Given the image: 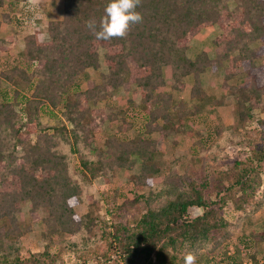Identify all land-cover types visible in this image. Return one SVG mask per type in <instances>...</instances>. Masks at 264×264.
I'll return each instance as SVG.
<instances>
[{"label":"trees","instance_id":"16d2710c","mask_svg":"<svg viewBox=\"0 0 264 264\" xmlns=\"http://www.w3.org/2000/svg\"><path fill=\"white\" fill-rule=\"evenodd\" d=\"M27 1L6 0L0 27L11 20V13L22 12ZM61 1L59 17L45 23L47 38L27 32L24 47L0 72V264H39L37 256L49 260L57 238L79 264L100 259L114 264H184L187 251L197 255V264L235 260L239 246L235 244L234 254L228 255L224 245L231 238V223L223 206L230 200L237 210L246 211L245 206L252 204L253 211L264 201V191L260 199H253L264 165V120L250 135L243 129L252 121V111L262 106L264 94V65L255 62L264 54V0H234L232 8L229 0H141L137 11L142 22L125 38L110 41H97L85 27L89 19L99 21L108 0ZM212 25L220 29L212 40L213 58L205 52L189 58L192 38ZM16 40V35L0 38V53ZM255 43L259 45L254 47ZM100 47L105 50L107 73L96 82L88 69L98 68ZM225 61L222 87L234 103L232 122L217 125V140L209 148L217 151L215 164L203 163L209 174L201 180L156 184L154 176L163 168L157 159L162 151L159 141L190 134L185 124L205 105L220 104L203 88L201 74ZM164 66L170 67L171 90L185 89V77H192L189 94L196 104L175 101L172 91L160 90ZM238 73H243L242 81L229 83ZM130 85L137 87V104L111 103L119 87ZM100 102L103 106H91ZM45 116L52 123H43ZM136 117L143 120L138 128L133 123ZM104 122L114 123L116 132L102 145H94ZM193 144L205 150L202 141ZM231 144H240L249 154L238 151L220 170L223 149ZM137 159L139 172L130 173L127 181L131 203H142L144 212L134 224L123 220L108 224L93 210L96 201L86 187L96 178L110 185L118 169L131 171ZM103 199L107 214L120 209L110 196ZM25 201L30 203V223L40 219L41 208L46 211L41 218L44 250L37 256L22 246V236L31 229L30 223L22 225L18 219ZM82 202L89 210L78 215L74 206ZM191 207L203 211L190 216ZM237 225L243 229L242 223ZM240 240L261 248L264 256V228L250 230Z\"/></svg>","mask_w":264,"mask_h":264},{"label":"rangeland","instance_id":"374dc122","mask_svg":"<svg viewBox=\"0 0 264 264\" xmlns=\"http://www.w3.org/2000/svg\"><path fill=\"white\" fill-rule=\"evenodd\" d=\"M228 5L230 8L234 7L236 3L234 0H229ZM7 2L4 0L3 6L0 7L1 12L6 9ZM62 9L61 0H28L24 9L20 13H11V20L8 23H2L0 27V38H6L11 35H16L17 40L15 45L8 51L0 53V72L4 70L11 62L16 58L17 52L24 47V35L27 32L37 31L40 40L47 38L45 31V23L49 19L57 18L60 15ZM220 33V29L217 25L205 27L200 30L191 40L189 48L187 50V56L194 59L200 52H205L208 57L214 56L213 38ZM259 43H255L253 46L257 47ZM104 48L98 49V68L88 69L91 78L98 82L103 74L107 73V67L104 62ZM256 64L264 65V54H259L255 60ZM227 66V61L216 70L210 67L202 74L201 83L203 88L216 100L220 101V104L212 107L213 105L207 104L204 109L201 110L199 115H195L193 119L185 124V130L190 134H173L161 141L159 145L162 148L160 156L157 159L162 163L163 168L160 173L155 174L154 182L156 184L163 182H177L184 184L187 180H201L202 177L207 176L209 173L203 166L205 161L215 164L213 157L217 154V151L212 152L210 146L214 138V132L217 125L220 123L229 124L232 122V114L230 106L234 103V98L227 94L226 90L222 87V81L224 76V70ZM162 75L164 78V86L160 88L161 91H172L175 101H186L190 106L196 104V100H192L189 94V87L192 84V77L187 76L184 79L186 88L178 91L171 90L170 88V67L164 66L162 68ZM243 73H238L234 76L229 83L237 84L242 81ZM7 85L3 82V86ZM139 102V94L135 85H130L129 89L119 87L113 94L111 103L118 105H126L127 103L137 104ZM91 106L101 107L103 103L100 102L97 105L91 103ZM252 121L246 123L243 128L247 135L256 131L259 127V120H264V94L262 95V106L252 111ZM220 119V120H219ZM43 123H52L48 117L42 118ZM135 128H138L143 120L140 117L134 118ZM116 132L114 123L104 122L102 124L101 132L96 136L94 145H102L106 137L113 135ZM130 136L134 135V131L128 133ZM153 137L158 139V134H154ZM202 141L205 150L201 152L200 148L194 146L195 141ZM246 150L249 154V150L243 148L240 144H231L223 149L221 154L220 170L226 169L227 165L232 162L238 151ZM226 155V157H223ZM220 156V155H219ZM72 167L78 172V164L75 158L71 159ZM140 168V161L137 159L136 163L131 171H125L124 169H118L113 177V182L110 185L105 184L102 178H96L88 183L86 192L91 195L96 201V205L93 210L96 214L103 215L108 224H111L115 220H123L129 224H134L141 214L144 212V205L140 202L131 203L133 195L129 194L130 184L127 181V177L130 173H138ZM260 186L253 199L257 200L263 196L264 191V165L260 170ZM215 181V179H214ZM105 195L110 196L116 204L120 205V209L112 211V214H107L106 209L108 203L104 201ZM214 198V195L212 196ZM250 206V207H249ZM252 204L245 206L246 211L237 210L234 207L232 201L227 200L223 206V213L231 223L229 233L231 238L227 239L224 245L229 249L231 246L235 251L236 245L239 246L238 252L234 255L237 256V264H243L244 260L251 257L253 264H256L259 258L264 257L261 248L255 249L248 247L245 243L241 242L240 237L244 233L250 230L255 232L261 231L264 228V201L262 205L257 209L251 210ZM29 202H23L21 204L20 211L18 212V219L22 225L30 223L29 218ZM78 215H83L89 208L85 202L76 204L74 206ZM198 213L196 207L189 208V215L195 216ZM46 211L41 208L39 210L40 219L36 222L30 223L31 229L22 236V246L25 250H29L36 256L44 250V244L41 238V233L45 229V225L42 221V217L45 216ZM243 224V229L240 230L237 224ZM70 236L66 235L65 239H69ZM236 244V245H235ZM237 246V247H238ZM220 251V248L215 250ZM252 255L254 257H252ZM39 264H79L77 262L73 252L67 250L66 246L61 243L57 238L54 239L50 247V257L37 256ZM264 259V258H261ZM83 264H114L110 261L104 263L100 260H90Z\"/></svg>","mask_w":264,"mask_h":264},{"label":"clouds","instance_id":"9594fccd","mask_svg":"<svg viewBox=\"0 0 264 264\" xmlns=\"http://www.w3.org/2000/svg\"><path fill=\"white\" fill-rule=\"evenodd\" d=\"M141 0H108L104 14L99 21L89 19L85 27L97 41L125 38L132 26L142 22L143 16L137 11ZM184 264H197V255L187 251L183 255Z\"/></svg>","mask_w":264,"mask_h":264},{"label":"built area","instance_id":"2783aa9c","mask_svg":"<svg viewBox=\"0 0 264 264\" xmlns=\"http://www.w3.org/2000/svg\"><path fill=\"white\" fill-rule=\"evenodd\" d=\"M234 254V250L232 246L228 250V255ZM264 258V257H261ZM259 258L258 262L256 264H264V259ZM217 264H237V256L235 257V260H228V261H223V262H218ZM243 264H253V260L251 257H248L246 260H244Z\"/></svg>","mask_w":264,"mask_h":264},{"label":"water","instance_id":"95a60500","mask_svg":"<svg viewBox=\"0 0 264 264\" xmlns=\"http://www.w3.org/2000/svg\"><path fill=\"white\" fill-rule=\"evenodd\" d=\"M196 209L198 210V213L196 215H199L202 213L203 208L202 207H196Z\"/></svg>","mask_w":264,"mask_h":264},{"label":"crops","instance_id":"0c3cea01","mask_svg":"<svg viewBox=\"0 0 264 264\" xmlns=\"http://www.w3.org/2000/svg\"><path fill=\"white\" fill-rule=\"evenodd\" d=\"M195 58V57H194ZM203 74V73H202ZM202 74H201V78H202Z\"/></svg>","mask_w":264,"mask_h":264}]
</instances>
